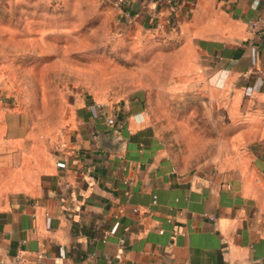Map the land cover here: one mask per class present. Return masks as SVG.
<instances>
[{"label":"crops","instance_id":"0c3cea01","mask_svg":"<svg viewBox=\"0 0 264 264\" xmlns=\"http://www.w3.org/2000/svg\"><path fill=\"white\" fill-rule=\"evenodd\" d=\"M113 2L201 58L218 153L195 163L94 103L46 136L0 76V264H264V0Z\"/></svg>","mask_w":264,"mask_h":264},{"label":"rangeland","instance_id":"374dc122","mask_svg":"<svg viewBox=\"0 0 264 264\" xmlns=\"http://www.w3.org/2000/svg\"><path fill=\"white\" fill-rule=\"evenodd\" d=\"M112 0H0V76L46 123V136L94 103L112 117L143 113L161 143L195 163L220 136L192 47L114 15ZM150 29V28H149ZM199 78V79H198Z\"/></svg>","mask_w":264,"mask_h":264},{"label":"built area","instance_id":"2783aa9c","mask_svg":"<svg viewBox=\"0 0 264 264\" xmlns=\"http://www.w3.org/2000/svg\"><path fill=\"white\" fill-rule=\"evenodd\" d=\"M167 1L170 2V0H167ZM115 6H117V5H115ZM247 29L250 32H254V31L256 32L258 30H263V22L259 19L251 20L247 23ZM57 166L60 168H63L64 164L60 163ZM155 201H156V196H152V202L155 203ZM134 211H136V210H134ZM158 233L161 234L162 231L159 230Z\"/></svg>","mask_w":264,"mask_h":264}]
</instances>
